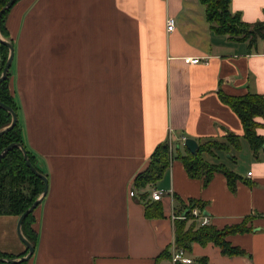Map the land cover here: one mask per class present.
Returning <instances> with one entry per match:
<instances>
[{
	"label": "crops",
	"instance_id": "1",
	"mask_svg": "<svg viewBox=\"0 0 264 264\" xmlns=\"http://www.w3.org/2000/svg\"><path fill=\"white\" fill-rule=\"evenodd\" d=\"M230 9L247 23L264 20V0H231ZM172 17L177 27L168 33ZM6 26L24 144L49 181L27 264H155L175 247V220L192 199L217 229L251 216L255 229L227 238L244 255L193 243L188 258L264 264V149L253 154L240 118L219 95H264V40L249 50L215 33L201 0H19ZM188 57L202 63L187 65ZM229 134L239 136V150L204 157L241 176L235 192L223 173L203 186L179 160L153 186L134 187L161 142ZM154 190L163 192L164 216L147 219L139 195ZM18 220L0 216L1 254L28 251Z\"/></svg>",
	"mask_w": 264,
	"mask_h": 264
},
{
	"label": "trees",
	"instance_id": "2",
	"mask_svg": "<svg viewBox=\"0 0 264 264\" xmlns=\"http://www.w3.org/2000/svg\"><path fill=\"white\" fill-rule=\"evenodd\" d=\"M201 1L206 7L207 20L215 33L227 36L234 41L247 42L249 50L255 49L260 40H264V20L255 23L244 22L240 13H234L230 9L231 0ZM9 2L10 0H0V10ZM18 2L19 0H16L0 20V32L5 40L9 37L6 26L8 14ZM9 54L8 45L0 39V77L8 61ZM11 83L12 75L9 71L8 77L0 82V101L14 109L18 114L19 105L12 94ZM219 95L222 101L237 113L244 127L243 137L250 143L253 154L258 156L260 150L264 149V136L258 133V130L264 127V124L259 121H264V95L253 92L233 97L222 92ZM12 120L11 115L0 106V129L10 126ZM14 143L21 144L27 149L30 161L43 174L37 165L36 157L24 144V133H22L19 119L13 128L0 135V153L7 146ZM232 148L238 150L241 148L238 135L229 134L225 141L208 140L205 143L198 142L196 153H192L186 146L181 144H173L172 147L169 141L161 142L151 154L147 169L135 176L133 185L139 191L147 189L148 186H153L162 179L164 172L172 163L179 160L190 178L203 179V186L206 187L216 174L223 173L227 178L231 191L235 192L236 182L241 180V176L229 170L225 165L211 163L204 157L205 154L214 155L215 152H229ZM44 188L43 179L35 175L28 167L21 148L14 147L0 160V216L20 217L44 193ZM139 199L144 202L145 217L147 219L163 218V204L160 201H154L151 198V193H140ZM175 201L182 203L178 196H175ZM204 206L200 201L192 199L189 205L185 206L178 214L179 217L174 223V245L176 248H181L190 253L193 249V243L202 246H208V243H212L220 249L222 255L228 257H238V255L246 254L241 247L230 244L227 238L230 235H237V233H251L254 231L255 228L250 225L253 217H247L237 225L226 226L222 229H217L211 224L202 226L193 216L192 210L196 207L204 210ZM35 210L23 220L22 225L23 235L34 247L38 241V235L34 228L37 221L34 215ZM171 247L170 245L165 248L155 258V264H160L164 259L172 261ZM28 252L29 250L18 256L0 253V257L18 259L26 256ZM28 261L19 262L18 264H27ZM194 261L198 264H212L206 257H196Z\"/></svg>",
	"mask_w": 264,
	"mask_h": 264
},
{
	"label": "water",
	"instance_id": "3",
	"mask_svg": "<svg viewBox=\"0 0 264 264\" xmlns=\"http://www.w3.org/2000/svg\"><path fill=\"white\" fill-rule=\"evenodd\" d=\"M16 2V0H10L9 3H7L5 5V7H3L1 10H0V20L1 18L3 17L2 15L10 9L11 6L14 5V3ZM0 39L1 41H3L6 45H8L9 47V50H10V54H9V57H8V61L1 73V77H0V82L3 81L5 78L8 77V73L12 67V63H13V56H14V51H15V47L12 43L8 42L7 40H5L3 38V36L1 35V32H0ZM0 106L6 110L12 117V124L8 127H5V128H2L0 129V135L4 134L5 132H7L8 130H10L11 128L14 127V125L18 122V114L17 112L12 109L11 107L7 106L6 104H3L1 101H0ZM186 147L189 151H191L192 153H196V150L198 148V142H196L194 139L190 138V139H187L186 140ZM14 147H18V148H21V150L23 151V154H24V159H25V162H27V165L28 167L32 170V172L39 176L40 178L43 179L44 181V184H45V188H44V193L36 200L32 203L31 207L25 211L20 217H19V224H18V235L21 237V239L24 241V243L26 244L27 246V249L29 250L28 254L24 257H21V258H18V259H14V258H5V257H0V263H6V264H18L19 262H25V261H28L29 259L32 258V255L35 253V247L33 244H31L28 239L26 238L25 235H23V232H22V225H23V220L29 216L36 208L39 207L40 203L42 202V200L45 198V195L47 194V190H48V184H49V181H48V177L47 176H44L43 174H41L36 168L35 166L33 165V163L30 161V158H29V155H28V151L26 148H24L21 144H17V143H14V144H11L9 146H7L1 153H0V160L10 151L12 150ZM193 264H198L196 262H194Z\"/></svg>",
	"mask_w": 264,
	"mask_h": 264
},
{
	"label": "built area",
	"instance_id": "4",
	"mask_svg": "<svg viewBox=\"0 0 264 264\" xmlns=\"http://www.w3.org/2000/svg\"><path fill=\"white\" fill-rule=\"evenodd\" d=\"M176 20L174 17L172 18H168L167 21H166V26H167V32L168 33H172L174 30H176ZM184 63L185 64H190V65H197V64H200L202 63V60L200 58H197V57H188V58H184L183 59ZM188 138L183 136L181 138V143L182 145H186V140ZM169 143L171 144V146L173 147V141L172 140H168ZM252 174V172L249 173V176ZM135 195V191L131 192V196ZM162 195H163V192L161 191H158V190H154L152 193H151V198L154 200V201H161L162 199ZM192 214L193 216L199 221V224L202 225V226H205L207 224H209V218L208 216L206 217V215L203 214L202 210L199 209L198 207L196 208H193L192 210ZM171 255H172V262L173 264H179V263H182V264H193V260H191L190 258H188L187 256V252L181 248H176V246L173 248L172 252H171Z\"/></svg>",
	"mask_w": 264,
	"mask_h": 264
},
{
	"label": "rangeland",
	"instance_id": "5",
	"mask_svg": "<svg viewBox=\"0 0 264 264\" xmlns=\"http://www.w3.org/2000/svg\"><path fill=\"white\" fill-rule=\"evenodd\" d=\"M0 264H6V263H0Z\"/></svg>",
	"mask_w": 264,
	"mask_h": 264
}]
</instances>
